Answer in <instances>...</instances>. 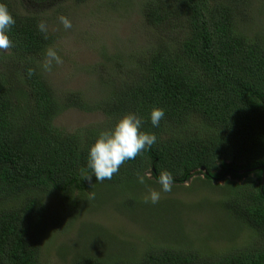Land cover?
Returning a JSON list of instances; mask_svg holds the SVG:
<instances>
[{"label": "trees", "instance_id": "16d2710c", "mask_svg": "<svg viewBox=\"0 0 264 264\" xmlns=\"http://www.w3.org/2000/svg\"><path fill=\"white\" fill-rule=\"evenodd\" d=\"M55 1L0 0L15 19L8 33L13 46L0 50V264H43L48 197L71 211L93 201L100 188L119 190L118 206L131 220L149 215L140 229L153 223L156 233L169 232L163 203L148 208L136 197L139 186L160 188L157 180L165 170L174 184L203 175V184L223 191L219 208L255 237L208 253L168 233L141 252L133 245L121 248L127 250L122 255L84 250L71 264H264V0H139L146 46L101 58L98 73L107 63L108 71L121 76L95 102L77 92L56 97L42 73L45 52L58 37L43 8ZM154 107L165 111L159 127L148 118ZM71 108L100 112L104 120L73 132L55 126L56 115ZM130 112L144 117L141 130L155 133L157 142L122 164L110 181L82 179L91 174L89 145ZM137 174L145 175L143 184ZM217 181L224 184L213 186ZM179 205L174 199V209Z\"/></svg>", "mask_w": 264, "mask_h": 264}, {"label": "rangeland", "instance_id": "374dc122", "mask_svg": "<svg viewBox=\"0 0 264 264\" xmlns=\"http://www.w3.org/2000/svg\"><path fill=\"white\" fill-rule=\"evenodd\" d=\"M113 2V6L112 3ZM139 0H85L75 4L74 0H57L43 8L48 18L49 30L57 34V40L49 48L56 51L62 63L53 62L50 71H42L56 97L68 92H77L86 100L95 102L104 98L112 87V81L121 76L113 69L98 73L95 65L102 62L104 55L133 54L146 46L142 30ZM17 4V3H16ZM19 6V1L18 4ZM61 18L70 21L72 27L65 28ZM123 56V57H124ZM44 55L42 65L45 62ZM104 120L97 111L62 109L55 117V126L69 132L78 131ZM193 177L183 184H173L170 192H161L158 202L165 206V220L170 231L156 233L140 225L149 215L131 220L128 213L118 206L122 197L119 190L107 192L99 189L91 202L78 203L74 210L65 207L53 197L45 200L46 225L40 241V259L43 264H71L74 257L84 250L92 252L111 251L114 255L127 253L120 250L133 245L141 252L151 241H163L168 233H174L175 240L184 237L193 246L206 252L223 251L239 246L255 237L246 227L219 208L218 201L224 196L219 188L211 189L203 175ZM150 178V174H147ZM199 178V180H197ZM230 180V177H226ZM224 181L212 182L215 186ZM160 188L139 186L136 197L145 200L152 190ZM92 198V194H88ZM180 205L174 209V199ZM157 202V203H158ZM148 208L153 205L146 203ZM177 210V214L174 213ZM182 228V231L178 228ZM179 229V230H178ZM100 236L102 238H100ZM94 239L106 242L105 246ZM183 239V240H184ZM125 241V244L123 243Z\"/></svg>", "mask_w": 264, "mask_h": 264}, {"label": "clouds", "instance_id": "9594fccd", "mask_svg": "<svg viewBox=\"0 0 264 264\" xmlns=\"http://www.w3.org/2000/svg\"><path fill=\"white\" fill-rule=\"evenodd\" d=\"M64 27L71 28L70 21L61 18ZM15 24V19L10 13L8 7L0 2V50H6L13 46L9 38L11 26ZM38 30L41 33L46 32V25L40 22ZM46 60L42 65L44 71H50L53 62L62 63L60 56L56 51L49 48L45 52ZM165 117L163 108L154 107L150 110L148 118L153 127H159L160 122ZM144 117L130 112L121 116L110 129L101 131L92 144L88 147L87 169L91 174L84 175L82 179L103 182L111 180L113 175L118 173L120 166L128 160H134L143 152L151 150L157 142L155 133L142 131ZM137 181L140 184L145 182V175L137 174ZM157 182L160 184V192L152 190L145 203L156 204L160 199L161 192H170L175 183L174 176L167 170L159 174Z\"/></svg>", "mask_w": 264, "mask_h": 264}, {"label": "water", "instance_id": "95a60500", "mask_svg": "<svg viewBox=\"0 0 264 264\" xmlns=\"http://www.w3.org/2000/svg\"><path fill=\"white\" fill-rule=\"evenodd\" d=\"M262 168V174H261V178H260V190H262V187H263V185H264V167H261ZM256 169V168H255ZM199 171H201V172H203L204 173V175H208L209 173H208V171L205 169V168H203V167H200L199 169H198ZM198 170H196V171H198ZM254 169H245V170H240V171H238V173H250V172H252ZM194 172V171H193ZM193 172H191V173H193Z\"/></svg>", "mask_w": 264, "mask_h": 264}]
</instances>
